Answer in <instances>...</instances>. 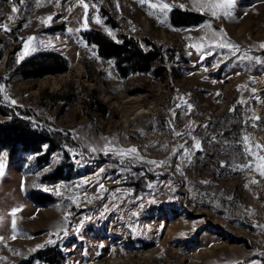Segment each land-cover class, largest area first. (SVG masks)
I'll use <instances>...</instances> for the list:
<instances>
[{
  "label": "rangeland",
  "instance_id": "374dc122",
  "mask_svg": "<svg viewBox=\"0 0 264 264\" xmlns=\"http://www.w3.org/2000/svg\"><path fill=\"white\" fill-rule=\"evenodd\" d=\"M164 2L172 6L166 20L138 0H84V29L79 0H0V128L20 123L36 136L59 138L57 148L44 140L37 152L19 141L7 145L0 133V264H46L49 251L59 264H113L140 251L155 261L134 264H264V177L233 167L252 159L243 154L242 136L253 151L264 146V0H235L233 16L219 19L195 11L191 0ZM185 15L194 17L179 19ZM219 30L239 51L214 47L201 59L189 45L207 52ZM90 33L128 41L129 52L154 50L161 65L122 73L115 57L86 40ZM28 37L35 39L25 52ZM33 58L42 69L29 66ZM77 63L83 81L52 84ZM137 98L152 110L130 119L127 101ZM189 124L203 151L182 160L180 146L194 143ZM103 138L137 148L143 159L120 163L112 153H93Z\"/></svg>",
  "mask_w": 264,
  "mask_h": 264
},
{
  "label": "snow or ice",
  "instance_id": "6c2138e0",
  "mask_svg": "<svg viewBox=\"0 0 264 264\" xmlns=\"http://www.w3.org/2000/svg\"><path fill=\"white\" fill-rule=\"evenodd\" d=\"M79 2L83 5L84 8V22H83V28L84 29H88V23H87V18H88V8L89 5L84 3V0H79ZM21 3H23V0H21ZM138 3L143 6L145 3L148 4V8H149V15H152V9H157L160 13H162L165 17V20L167 18V14L168 12H170L172 10V6L168 3H165L164 0H156L155 3H152L151 0H138ZM234 3L235 0H191V4H192V8L195 9V11L197 12H208L210 13V15L215 18V19H219L221 16L224 17H232L233 16V8H234ZM117 8H119V3L117 2ZM93 7H96V5L94 4ZM181 8H184L185 5L181 4L180 5ZM68 11L70 12L71 9H68ZM12 12L15 13L17 12V8L14 6L12 8ZM53 19V17L50 15L47 17V21H42V22H48L51 21ZM157 19H159V17H157ZM165 20H161V23H164ZM95 22L97 24L101 23V20L99 19V17H95ZM208 28H211L212 25L209 22L207 24ZM3 28L7 31L8 27L7 25H3ZM68 31H72L71 29H68ZM77 31H79V29H77ZM109 35H112L111 32H109ZM213 35L215 37H217L218 39L212 43L209 44L208 47V51L205 52L204 47L201 45H189L190 47H195L197 53L200 55L201 59H203L206 55H212V49L214 47H218L221 49H229L233 52L239 51V46L235 45L231 42L230 39H227V35L223 30H219V31H214ZM35 39L34 37H28V42L24 44V49L25 52H27L28 50V45L29 43ZM43 43V42H41ZM87 46V45H86ZM95 47V46H93ZM259 47L264 48V43H261L259 45ZM34 50V49H33ZM189 55H191V53H189ZM97 59H99V57H96ZM249 59H251V57H248ZM264 62V61H262ZM205 71H207V68H205ZM4 90V85H0V92H2ZM254 91V90H253ZM217 95H219V93H217ZM11 103L14 105L16 103L15 100H12ZM184 103H187L186 101ZM241 103H243V101H241ZM181 105H178V107ZM188 109H191L192 105L191 104H187ZM234 110V109H233ZM175 114V113H173ZM252 119H259L258 117H253ZM245 123H247V121H245ZM169 124L171 125V121H169ZM203 127H207V125H203ZM189 128V132L187 133V135L191 136L192 134V126L191 124L188 125ZM173 132H175V135L177 137H181L183 138L184 135H186L185 133H181V132H176L175 129H172ZM192 140L194 141V143L192 145H190L189 147H185L184 145H181L180 148L183 149V152L181 154V159L183 160L184 158H188L189 160L191 159V157L194 155V151H203L202 148V141L197 139L195 136H191ZM105 140V143L103 146L96 148L93 147L91 149V151L93 153L96 152H102L104 155H109V153H112L113 155L117 156L120 158V163L124 162L125 158L129 159V163L131 164L134 160H142L143 157L139 156V150L135 147H130V148H122V147H116L112 144V141L109 140L108 138H103ZM211 139H215L214 137H211ZM240 143L243 144V154L246 156H250L252 157V159L248 162L245 163L243 165H234V170H240L243 171L245 169L248 170H254L256 172H258V174L261 177H264V155H261V152H264V146L262 145H255V149L256 151H253V147L252 145L249 143V138L247 135H244L241 137ZM45 148L47 147L46 145L44 146ZM191 149V150H190ZM69 151H71V149H69ZM179 151V149H174L173 152L175 154V152ZM78 163V161H77ZM148 163L151 164H158L159 165H164L167 163V161H161V162H157V161H148ZM225 166H230L227 165L225 162H221V167H225ZM5 163L3 161L2 158H0V177H2L4 175L5 172ZM177 170L179 169V166H177ZM100 171H103V168H101ZM181 174H183L181 172ZM204 183H207L206 181ZM253 183H257V181H253ZM149 187H151V185H149ZM100 188L103 189V185H100ZM47 190V189H46ZM57 195H60V192L57 191L56 192ZM142 199V198H141ZM154 202L153 201H150ZM139 207H143V204L139 205ZM18 211V209H12L11 212V216H12V229L13 232H15L16 230V219H15V215L16 212ZM133 215H137V213H133ZM88 219V218H86ZM3 222V217H0V223ZM83 224L81 223L80 226L77 227V231H79V228L82 227ZM62 231L65 232V234H67L65 229H62ZM57 235H59V233H57ZM13 238H15V235L13 236ZM2 239V238H0ZM48 244H53L55 243V241L49 239L47 241ZM39 247H43V245H38Z\"/></svg>",
  "mask_w": 264,
  "mask_h": 264
},
{
  "label": "trees",
  "instance_id": "16d2710c",
  "mask_svg": "<svg viewBox=\"0 0 264 264\" xmlns=\"http://www.w3.org/2000/svg\"><path fill=\"white\" fill-rule=\"evenodd\" d=\"M185 17V18H184ZM194 17L193 15H185L181 16L179 19H188V18ZM86 40L88 42L94 43L97 45L99 48L100 53L104 57H115L118 61V67L121 70L122 73H125L126 70H133L136 72H146L149 71L153 62L157 61L159 65H161V59L156 60V55L157 52L154 50H151L149 52H142L141 49H138L137 51L135 50L134 52H129L128 51V41L122 43V44H115L111 42L110 40L106 39L103 35L99 33H90V34H85ZM54 57L53 55L48 56L50 60H52ZM42 58L47 59V61H50L46 56H42ZM52 58V59H51ZM55 58V57H54ZM43 60V59H41ZM36 61V62H35ZM57 61V60H55ZM54 61V62H55ZM42 61H37L35 58L30 60L29 66L31 65L32 67L36 69H42L43 64L41 63ZM55 64V63H54ZM124 65H127V67L124 68ZM51 72H66V68H54L53 70H50ZM160 69L157 71L158 74H160ZM22 124L20 123H14L12 125L0 128V133L4 136L5 142L7 145L12 146L15 144L17 141H19L18 144L23 145L26 147V149L32 150V151H41V142L46 140L49 143H54L51 145V148H57L58 144L56 142H59V138H52L50 141L48 140L49 138L47 137H39L36 136L35 133H32L28 131L26 128L21 127ZM18 132L19 135L16 133ZM17 140V138H19ZM38 138H41L38 140ZM53 141V142H52ZM47 155V154H46ZM48 157V156H47ZM41 160H44V158H41ZM45 160L42 161L45 163ZM42 260L46 264H59L61 261V258L59 259L54 253L51 251L48 252L47 256H43Z\"/></svg>",
  "mask_w": 264,
  "mask_h": 264
},
{
  "label": "bare ground",
  "instance_id": "6f19581e",
  "mask_svg": "<svg viewBox=\"0 0 264 264\" xmlns=\"http://www.w3.org/2000/svg\"><path fill=\"white\" fill-rule=\"evenodd\" d=\"M144 28L146 30L149 29L150 23L148 20L143 21ZM85 76L84 67L80 63L74 64L70 70L69 73L63 74L60 77L53 79L52 84H59L60 82H65L67 80H70L72 78L76 79L78 82L83 81V77ZM128 103V104H127ZM127 107L131 108V116L130 119H136L139 118L142 115H147L152 110L151 105H145L144 101L142 103L141 98L137 99H129L127 101ZM149 116V115H148ZM147 116V117H148ZM113 227L110 228V235H113L114 237L117 236L114 230H112ZM146 263L155 261L154 255L152 252H145L140 251L137 253H133L130 257L126 259L118 258L113 261V264H134L138 262Z\"/></svg>",
  "mask_w": 264,
  "mask_h": 264
}]
</instances>
